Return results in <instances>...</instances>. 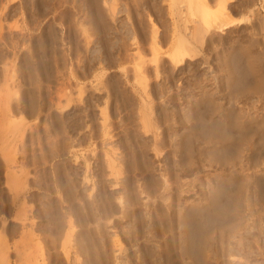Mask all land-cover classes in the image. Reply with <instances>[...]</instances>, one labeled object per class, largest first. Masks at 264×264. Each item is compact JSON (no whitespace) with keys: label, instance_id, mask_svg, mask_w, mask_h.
Instances as JSON below:
<instances>
[{"label":"rangeland","instance_id":"obj_1","mask_svg":"<svg viewBox=\"0 0 264 264\" xmlns=\"http://www.w3.org/2000/svg\"><path fill=\"white\" fill-rule=\"evenodd\" d=\"M200 1L217 15L223 10L217 19L234 22L220 27L217 20L210 30L203 25L200 39L193 41L198 54L175 64L170 54L174 29L190 38L198 23L183 3L0 0V245L7 242L10 264H123L113 256L118 250L127 264H264V154L256 150L257 135L243 142L238 156L221 151L219 162L203 149V117L211 106L264 117V58L254 55L261 63L254 61L259 71L255 68L258 73L254 70L252 76L237 47L241 43L245 48L254 30L264 26V0ZM262 45L249 50L258 54ZM233 71L232 79L228 75ZM253 78H262L256 80L260 90H254L258 83ZM196 98L197 110L189 109ZM192 110L198 116L190 117ZM234 129L229 130L232 135L237 134ZM214 172L232 174L224 183L227 189L246 185L248 200L236 218L225 215L203 227L204 256L192 245L183 257L178 208L208 199L205 192ZM250 211L255 230L243 233L241 243L235 229ZM17 213L25 214L24 227ZM26 225L29 231L21 236Z\"/></svg>","mask_w":264,"mask_h":264},{"label":"bare ground","instance_id":"obj_2","mask_svg":"<svg viewBox=\"0 0 264 264\" xmlns=\"http://www.w3.org/2000/svg\"><path fill=\"white\" fill-rule=\"evenodd\" d=\"M205 2V1H204ZM203 1H196V0H171V3H172V5L173 6H177V4H179V3H183V4H185L186 5V7L188 8V10H190V12H189V14L191 13V15L193 16V15H196L197 16V18H198V23H197V25L195 24V27L193 26V28H192V30L191 31H189V35H190V38L189 37H186L185 36V32H182L181 31V29H179V28H175L174 30H175V39H174V41H173V45H172V49H171V52H170V54H171V59L175 62V64L177 63V64H180L184 59H186V58H188V57H192L193 58V56L192 55H196V53H197V47H196V45L193 43V41H198L199 39H200V32H201V29H202V26L203 25H205L208 29L209 28H212V26L213 27H215V25L214 24H217V20H221L222 21V19L220 18V19H217V18H219V15L221 14V13H223V10L222 11H220L218 14L219 15H217V14H215L213 11H211V9H209V7L207 6V4L206 3H204ZM215 2V1H214ZM252 2H253V0H252ZM27 4V3H26ZM244 4V3H243ZM219 5H221V4H219ZM223 5V4H222ZM222 5H221V7H222ZM227 5V4H226ZM234 6V5H233ZM243 7V6H242ZM175 9V8H174ZM222 9H224V6H223V8ZM241 9V8H240ZM255 9V11H254V14H255V17L256 18H260V14H259V12L258 11H256L257 10V8H254ZM245 10V9H244ZM247 10V9H246ZM252 14V13H251ZM218 17H217V16ZM222 15V14H221ZM246 15V14H245ZM191 16V17H192ZM217 17V18H216ZM221 17V16H220ZM225 17V16H224ZM247 17V16H246ZM254 17V16H253ZM195 18V17H194ZM234 18V17H233ZM252 18V17H251ZM232 19V18H231ZM230 19V20H231ZM239 19V21L236 19V18H234V20L236 21H238V22H240L241 20V18H238ZM247 19H249L248 17H247ZM263 19V18H262ZM192 20V19H191ZM196 20V19H195ZM194 20V21H195ZM245 20V19H244ZM250 20V19H249ZM193 21V20H192ZM197 21V20H196ZM218 21V26H220V27H227L228 25H230V24H232V22H234V21H229V19H227V21H222V22H219ZM246 21V20H245ZM237 22V23H238ZM194 24V23H193ZM252 24H253V22H252ZM262 24V23H261ZM249 25V24H248ZM217 28H219V27H217ZM261 29L259 30V32H255L256 30H254V32H253V34L252 35H250V37H251V39H250V41H249V44H247V46L245 47V48H243L242 47V45H241V43L239 44V46L237 45V47L239 48L238 49V51H240L243 55H244V57H245V59H243V61L245 60V62H243V63H245L246 64V66L248 67L247 69L249 70H247L248 71V74H249V72H250V74H252V76H253V74H254V70H255V65H254V61H255V59L257 60V58L259 57H263L264 58V26H261L260 27ZM208 29H206V30H202V31H207ZM210 30V29H209ZM253 31V30H252ZM210 32V31H209ZM219 32V31H218ZM249 32V31H248ZM174 33V32H173ZM216 33V32H215ZM164 34V33H163ZM218 34V33H217ZM200 36V37H199ZM153 37H155V36H153ZM199 38V39H198ZM52 39V38H51ZM55 40V39H54ZM32 41V40H31ZM217 41V40H216ZM5 42V41H4ZM39 42V41H38ZM160 42V41H159ZM237 42V41H236ZM260 42H262L263 43V45H262V47L260 48V53L263 55H261L260 53H256V54H254V52H253V54L250 52V50H249V48H251L254 44H259ZM234 43V42H233ZM239 43V42H238ZM22 44V43H21ZM24 44V43H23ZM45 44V43H44ZM158 44V43H157ZM50 45V44H49ZM214 45V44H213ZM10 46V45H9ZM12 46V45H11ZM245 46V45H244ZM251 46V47H250ZM138 48V47H137ZM141 48V47H140ZM202 48V47H201ZM54 49V48H53ZM19 50V49H18ZM55 50V49H54ZM139 50V49H138ZM151 50V49H150ZM152 50H153V48H152ZM233 50H234V48H233ZM259 50V49H258ZM133 52V51H132ZM137 52H139V51H137ZM154 52V51H153ZM153 52H151V53H153ZM128 53V52H127ZM198 54V53H197ZM200 54V53H199ZM242 54H240L239 53V55H242ZM28 55V54H27ZM26 55V56H27ZM129 55V54H128ZM136 55V54H135ZM137 55H140V54H137ZM254 55H257L258 57L257 58H255V56ZM259 55H261V56H259ZM25 56V57H26ZM51 56H53V55H51ZM136 58H138L137 56H135ZM219 57V56H218ZM224 57H225V55H224ZM237 57V56H236ZM243 56L241 57V59L242 58H244ZM45 58V57H44ZM129 58V57H128ZM227 58V57H226ZM49 59H51V58H49ZM53 59V58H52ZM142 59H143V57H142ZM236 59V58H235ZM239 59V58H238ZM259 60V59H258ZM262 60H264V59H262ZM3 62V61H2ZM46 62V61H45ZM52 62H53V60H52ZM55 62V61H54ZM143 62V61H142ZM145 62H146V60H145ZM145 62H143V64L145 63ZM153 62H155L154 60H153ZM164 62V61H163ZM173 62V63H174ZM239 62V61H238ZM256 63L258 62L259 64L261 63L260 61H255ZM51 63V62H50ZM169 63V62H168ZM219 63V62H218ZM255 63V64H256ZM58 64V63H57ZM245 64H244V66H245ZM263 64V63H262ZM26 65V64H25ZM50 65V64H49ZM139 65V64H138ZM140 65H141V63H140ZM169 65V64H168ZM220 65V64H219ZM238 65V64H237ZM14 66V65H13ZM145 66V65H144ZM164 66V65H163ZM172 66V65H171ZM236 66V65H235ZM259 66H262V65H259ZM258 66V67H259ZM2 67V66H1ZM138 67V66H137ZM136 67V68H137ZM232 67V66H231ZM264 67V66H263ZM5 68V67H4ZM31 68V67H30ZM139 68V67H138ZM235 68V67H234ZM127 69V68H126ZM140 69V68H139ZM257 70H258V68H256ZM6 70V69H5ZM257 70H255V72L257 71ZM262 70H264V69H262ZM261 70V71H262ZM142 71V70H141ZM246 71V72H247ZM259 71V70H258ZM258 71H257V73H258ZM6 72V71H5ZM33 72V71H32ZM245 73V72H244ZM256 73V74H257ZM261 73H263V72H261ZM9 74V73H8ZM255 74V75H256ZM36 75V74H35ZM142 75V74H141ZM140 75V76H141ZM244 75V74H243ZM254 75V76H255ZM258 75V74H257ZM229 78H232V77H234L235 76V73H234V71L233 72H231L229 75ZM259 76V75H258ZM264 76V75H263ZM137 77V76H136ZM227 77V76H226ZM141 78V77H140ZM4 79V78H3ZM2 79V80H3ZM188 79V78H187ZM233 79V78H232ZM232 79H230V80H232ZM244 79V78H243ZM255 78H253V80H254ZM261 79V80H260ZM217 80V79H216ZM227 80H228V78H227ZM235 80V79H234ZM233 80V81H234ZM242 80V79H241ZM258 80H260L261 82H262V78H258V79H255V82L254 83H258V82H260V81H257ZM5 81V80H4ZM8 81V80H7ZM140 81L141 80H139V83H140ZM143 81H144V79H143ZM229 81V80H228ZM243 81V80H242ZM30 82V81H29ZM142 82V81H141ZM3 83V82H2ZM202 83V82H201ZM245 83V82H244ZM7 84V83H6ZM243 84V83H242ZM246 84V83H245ZM249 84V83H248ZM262 84H264V83H262ZM261 84V85H262ZM35 85V84H34ZM182 85V84H181ZM258 85V86H257ZM256 85V87L254 86V90L256 91V90H260L259 88H257V87H259V85H260V83H258ZM260 85V86H261ZM143 86V85H142ZM144 86H145V84H144ZM248 86V85H247ZM14 87V86H13ZM118 88V87H117ZM261 88V87H260ZM37 89V88H36ZM252 89H253V87H252ZM251 89V90H252ZM246 90V89H245ZM250 90V88L248 89V91ZM3 91V90H2ZM8 91H9V89H8ZM7 91V92H8ZM39 91V90H38ZM184 91V90H183ZM244 91V90H243ZM247 91V90H246ZM240 92V91H239ZM2 93V92H1ZM202 93V92H201ZM242 93V92H241ZM8 94V93H7ZM243 94V93H242ZM9 95V94H8ZM7 95V96H8ZM31 95H33V94H31ZM246 95V94H245ZM248 95V94H247ZM203 97H205V96H203ZM264 97V96H263ZM42 98V97H41ZM194 98V97H193ZM209 98H210V96H209ZM17 99V98H16ZM198 100L199 99H193V101H191L192 103H191V105H189L190 106V108L189 109H191V108H193V110H197V108H194V107H196V105L198 104L197 102H198ZM4 101V100H3ZM33 101V100H32ZM58 101V100H57ZM200 101V100H199ZM37 102V101H36ZM252 102V101H251ZM212 103V102H211ZM263 103V102H262ZM38 104V103H37ZM189 104V103H188ZM247 104V103H246ZM213 105V104H212ZM39 106V105H38ZM208 106V105H207ZM233 106H235V105H233ZM239 106V105H238ZM252 106H254V105H252ZM255 106H256V104H255ZM206 107V106H205ZM232 107V106H231ZM236 107V106H235ZM47 108V107H46ZM201 108V107H200ZM241 108V107H240ZM228 109H229V107L227 108H224L223 110H222V112H220L219 111V109H218V107L216 108L215 106H211L210 107V109L208 108V110H209V112H208V114H207V116L205 117V119H204V117H203V125H205L204 126V128L205 129H203L204 130V133H205V135H204V137H205V141H204V148L203 149H206L207 151L209 150V155H210V157L212 158V159H214V161L216 162H219L220 161V159H222V158H220L218 155L220 154V152L221 151H225L226 153L228 152V150H231V152H233V153H231L232 155H237L238 153H240L241 152V149L243 148L242 147V145H243V142H245L247 139H248V142L251 140V139H253V137H255V135H257L261 140L260 141H258V142H256L255 140H257L258 139V137L256 136L254 139L255 140H253L255 143H257L256 144V150H259V151H262V153L264 154V117H258V116H255V115H247V114H245V113H243L239 108V110L237 109V107L235 108V111L236 112H234L233 110V108H230L231 109V112H229L230 111V109H229V111H228ZM43 110H44V108H43ZM192 110V112L190 111H188L190 114H188L189 116L191 115L193 118H194V116L196 115V113H197V116H198V111L196 112V111H193ZM202 110V109H201ZM238 110V111H237ZM243 110V109H242ZM260 110V109H259ZM200 111V110H199ZM40 112V111H39ZM50 112V111H49ZM234 113L233 114V116H230L229 115V113L231 114V113ZM244 112H245V110H244ZM202 113V112H201ZM204 113V112H203ZM165 114V113H164ZM251 114V113H250ZM1 115V114H0ZM169 115V114H168ZM202 115V114H201ZM263 115V114H262ZM56 116V115H55ZM190 116V117H191ZM230 116V117H229ZM153 117V116H152ZM189 117V118H190ZM229 117V118H228ZM232 117H233V119H232ZM60 118V117H59ZM46 119V118H45ZM198 120V119H197ZM200 120V119H199ZM13 121V120H12ZM101 121H103V119L101 120ZM191 121H193V119L191 120ZM4 122V121H3ZM5 123V122H4ZM3 123V124H4ZM8 123H9V120H8ZM143 123V122H142ZM5 124H7V121H6V123ZM136 124V123H135ZM210 124H211V126H212V124H213V126H214V128H213V126L211 127L210 126ZM220 124V125H219ZM215 125H217V128H216V126ZM8 126V125H7ZM57 126H58V124H57ZM140 126V125H139ZM145 126L147 127L148 126V121H145ZM219 126V127H218ZM235 128L237 131H235V133H237V134H235V135H232L231 134V132H233V128ZM1 128V127H0ZM139 128V127H138ZM145 128V127H144ZM219 128V129H218ZM231 128V129H230ZM8 129V128H7ZM6 129V130H7ZM146 129V128H145ZM234 129V130H235ZM254 131H253V130ZM4 130V129H3ZM167 130H168V128H167ZM194 130H196V129H194ZM202 130V129H201ZM229 130H232L231 132L229 131ZM252 130V131H251ZM5 131V130H4ZM3 131V132H4ZM146 131V130H145ZM197 131V130H196ZM251 131V132H250ZM2 132V133H3ZM183 132V131H182ZM199 132H201V131H198V133ZM5 133H7V132H5ZM137 133V132H136ZM144 133V132H143ZM203 133V134H204ZM24 134V133H23ZM142 134V133H141ZM177 134V133H176ZM200 135L202 134V132L201 133H199ZM198 134V135H199ZM202 134V135H203ZM5 135V134H4ZM3 137V136H2ZM1 137V138H2ZM181 137V136H180ZM0 138V139H1ZM5 138H6V135H5ZM4 138V139H5ZM47 138V137H46ZM65 138V137H64ZM174 138V137H173ZM257 138V139H256ZM3 139V138H2ZM181 139V138H180ZM194 139V138H193ZM201 139V138H200ZM250 139V140H249ZM203 140V139H202ZM46 141V140H45ZM104 141H106V140H104ZM185 141V140H184ZM252 141V140H251ZM1 142H3V140L1 141ZM150 142V141H149ZM188 142V141H187ZM192 142V141H191ZM151 143V142H150ZM183 143V142H182ZM202 143H203V141H202ZM174 144V143H173ZM179 141H177L176 142V147H179ZM109 145V144H108ZM139 145V144H138ZM251 145V144H250ZM142 146V145H141ZM184 146V145H183ZM201 146V145H200ZM150 147V146H149ZM175 147V148H176ZM192 147V146H191ZM242 147V148H241ZM157 149V148H156ZM190 149V148H189ZM189 149H187V150H189ZM60 150V149H59ZM181 150H184V149H181ZM246 150V149H245ZM179 151V150H178ZM63 152V151H62ZM177 152V151H176ZM180 152V151H179ZM225 152H223V153H225ZM230 152V151H229ZM228 152V154L230 155V153ZM222 153V152H221ZM5 154H6V152H5ZM181 154H182V152H181ZM185 154V153H184ZM203 154V153H202ZM164 155V154H163ZM176 155V154H175ZM191 155V154H190ZM248 155V154H247ZM260 155V154H259ZM132 156V155H131ZM130 156V157H131ZM156 156V155H155ZM169 156V155H168ZM192 156V155H191ZM225 156H227V155H225ZM238 156V155H237ZM236 156V157H237ZM252 156V155H251ZM5 157V156H4ZM12 157V156H11ZM186 157V156H185ZM218 157H219V159H218ZM260 157V156H259ZM2 158V157H1ZM6 158V157H5ZM134 158V157H133ZM182 158V157H181ZM191 158V157H190ZM229 156L228 157H226V159L227 160H230L231 161V159L229 158ZM12 159V158H11ZM183 159V158H182ZM6 160V159H5ZM8 160L10 161V159H7V161L6 162H8ZM135 160V159H134ZM174 160V159H173ZM178 159H176V161H177ZM219 160V161H218ZM3 161V160H2ZM14 161V160H13ZM121 161V163H122V160H120ZM182 161V160H181ZM222 161V160H221ZM234 161V160H233ZM4 162V161H3ZM12 160L10 161V166L12 167L13 165H11L12 163ZM124 162V161H123ZM135 162H137V161H135ZM180 162V161H179ZM178 162V163H179ZM186 162H187V160H186ZM223 163H221V164H224V161H222ZM232 162V161H231ZM230 162V163H231ZM143 163V162H142ZM228 163H229V161H228ZM240 163V162H239ZM256 163V162H255ZM5 164V163H4ZM186 164V163H185ZM6 165H8L7 163H6ZM132 165V164H131ZM136 165V164H135ZM9 166V165H8ZM180 166V165H179ZM203 166V165H202ZM15 167V166H14ZM117 167V166H116ZM216 167V166H215ZM229 167V166H228ZM251 167H253V166H251ZM19 168V167H18ZM226 168V167H225ZM8 169H11V168H8ZM13 169V168H12ZM238 169V168H237ZM257 169V168H256ZM146 170V169H145ZM227 170V169H226ZM236 169H234V168H232V170H230L231 171V173H232V171L234 172ZM247 170V169H246ZM7 172H8V170H6ZM10 171V170H9ZM136 171V170H135ZM135 171H134V173H135ZM139 171V170H138ZM142 171V170H141ZM168 171V170H167ZM181 171V170H180ZM179 171V172H180ZM6 172V173H7ZM11 172V171H10ZM10 172H8V174H6V175H9V173ZM148 172V171H147ZM224 172V171H223ZM14 173V172H13ZM12 173V174H13ZM16 173V172H15ZM18 173H19V170H18ZM163 173V172H162ZM161 173V174H162ZM197 173V172H196ZM230 173V172H229ZM229 174V175H221L220 176V174H219V172H218V174L216 173V172H214L213 174H212V177H210L209 178V182H208V185H207V192H205V193H207L208 194V199L206 198V200H204V201H202V202H200V200H198V201H196V202H189V203H191L190 205L188 204V203H186V204H180V206H179V208H178V221L180 222V229H179V232H178V235H179V237H178V239H179V251L181 252V254L183 255V257H185V255H188V253H190L192 250V245H194L195 247H196V251L199 253V254H203L204 253V249H205V245H206V241H207V238L205 237L206 235L202 232V229H203V227H205L207 224L209 225V222H211L212 224L211 225H214V224H216L215 222L217 221V220H219L222 216H225V215H229L230 214V216L229 217H231V215L233 216V214H234V217H235V215H236V217L240 214L239 212L242 210V208H243V206L245 207V203H246V201L248 200H246V198L244 197V195H243V192H244V190H245V186L246 185H244L243 184V186L241 185V184H238L237 186H235V188H233V189H227V187H226V184H224L225 182H227V181H229L230 179H232L233 178V176H232V174ZM12 174H11V177H12ZM120 174H122V173H120ZM206 174V173H205ZM17 174H15V176H16ZM164 175H165V173H164ZM15 176H14V174H13V177L15 178ZM57 176V175H56ZM159 176V175H158ZM162 176V175H161ZM209 176V175H208ZM17 177V176H16ZM119 177V176H118ZM166 177V176H165ZM174 177V176H173ZM191 177V176H190ZM238 177V176H237ZM6 178H8V177H6ZM58 178V177H57ZM133 178V177H132ZM176 178V177H175ZM62 179V178H61ZM124 179V178H123ZM138 179H139V176H138ZM178 179V178H177ZM197 180L198 178H192V180L194 181V180ZM7 181H8V179H6ZM6 180H4V181H6ZM127 180V179H126ZM157 180V179H156ZM182 180V179H181ZM184 180V179H183ZM182 180V181H183ZM191 180V179H190ZM134 181V180H133ZM166 181V180H165ZM164 181V182H165ZM175 181V180H174ZM192 181V182H193ZM12 182H14V179L12 180ZM15 182H17L16 180H15ZM146 182V181H145ZM223 182V183H222ZM230 182V181H229ZM9 183V182H8ZM7 182H6V184H8ZM57 183V182H56ZM109 183V182H108ZM142 183H143V181H142ZM141 183V184H142ZM167 183V182H166ZM228 183V182H227ZM242 183V182H241ZM16 184V183H15ZM122 184V183H121ZM174 184H176V183H174ZM179 185H180V183H178ZM184 184H186V183H184ZM253 184V183H252ZM19 185V184H18ZM149 185V184H148ZM157 185H158V183H157ZM160 185V184H159ZM169 185V184H168ZM177 185V184H176ZM178 185V186H179ZM182 185H183V183H182ZM182 185H180L181 187H182ZM7 186V185H6ZM15 186V185H14ZM13 186V187H14ZM138 186V185H137ZM143 186V185H142ZM177 186V187H178ZM139 187H140V185H139ZM147 187V186H146ZM165 187H167V186H165ZM7 188H8V186H7ZM11 188H12V186L10 187L9 186V189L8 190H11ZM122 188V187H121ZM125 188V187H124ZM167 188H169V187H167ZM167 188H163V190L164 189H167ZM248 188V187H247ZM257 188V187H256ZM14 189H15V187H14ZM142 189H144V188H142ZM205 189V188H204ZM255 189V188H254ZM104 190V189H103ZM190 190V189H189ZM257 190V189H256ZM194 191V190H193ZM255 191V190H254ZM121 192V191H120ZM123 192V191H122ZM125 192V191H124ZM138 192V191H137ZM146 192V191H145ZM151 192V191H150ZM165 193V191L161 194V197L163 196L164 198H165V196L167 195H163ZM186 193V192H185ZM254 193V192H253ZM70 194V193H69ZM147 194V193H146ZM158 194V193H157ZM169 194V193H168ZM122 195V194H121ZM150 195V194H149ZM195 195V194H194ZM256 195V194H255ZM71 196V195H70ZM147 197H148V195H146ZM151 196V195H150ZM153 196V195H152ZM170 196V195H169ZM169 196H167V197H169ZM200 196V195H199ZM14 197H15V195H14ZM160 197V198H161ZM71 198V197H70ZM120 198V197H119ZM138 198V197H137ZM200 198V197H199ZM14 199V198H13ZM90 199V198H89ZM107 199V198H106ZM147 199H149V198H147ZM153 199V198H152ZM168 199V198H167ZM196 199H198V198H196ZM204 199V198H203ZM250 199V198H249ZM144 200V199H143ZM150 200V199H149ZM166 200V199H165ZM246 200V201H245ZM13 201V200H12ZM91 201V200H90ZM95 201V200H94ZM127 201H129V200H127ZM153 201V200H152ZM193 201V200H192ZM131 202V201H130ZM157 202V201H156ZM164 202V201H163ZM86 203V202H85ZM140 203V202H139ZM148 203H149V201H148ZM68 204V203H67ZM133 204V203H132ZM256 204V203H255ZM142 205V204H141ZM149 205H150V203H149ZM179 205V204H178ZM253 205V204H252ZM92 206V205H91ZM248 206V205H247ZM70 207V206H69ZM72 207V206H71ZM83 207V206H82ZM90 207V206H89ZM133 207V206H132ZM143 207V206H142ZM156 207V206H155ZM192 208V209H195L194 211H193V213H190V211L188 210V208ZM253 207V206H252ZM256 207V206H255ZM97 208V207H96ZM141 208V207H140ZM249 209H250V207H248ZM247 208V209H248ZM62 208H60V210H61ZM89 209V208H88ZM99 209V208H98ZM133 209V208H132ZM192 209H190L191 211H192ZM246 209V210H247ZM257 209V208H256ZM24 210V209H23ZM25 210H27L26 208H25ZM93 210H95V209H93ZM127 210V209H126ZM134 210V209H133ZM146 210V209H145ZM251 210V209H250ZM262 210V209H261ZM19 212V214H20V208H19V210H18ZM28 211V210H27ZM68 211V210H67ZM97 211V210H96ZM158 211V210H157ZM166 211V210H165ZM123 212V211H122ZM139 212H141V211H139ZM259 212V211H258ZM261 212V211H260ZM263 212V211H262ZM18 213H17V215H16V217L18 216V218L20 219V221H21V223L26 219V217H25V214L23 213V215H18ZM124 213H125V210H124ZM129 213V212H128ZM160 213V212H159ZM257 213V212H256ZM70 214V213H69ZM126 214H127V212H126ZM248 215H246L245 216V222H244V224H241V226H239V228H238V230H236L235 229V231H237V235H238V238H237V240H239L240 238H242V234L243 233H246V232H248L247 234H249V232H251V228L253 229L254 227H253V225H252V223L253 222H255L254 220H255V213L254 212H248L247 213ZM66 215V214H65ZM85 215V214H84ZM145 215L146 216H148L149 215V209H147L146 211H145ZM169 215V214H168ZM196 215H199L200 217H198V216H196ZM201 215H203V216H201ZM264 215V214H263ZM63 216V215H62ZM89 216V215H88ZM92 216V215H91ZM123 216V215H122ZM97 217V216H96ZM100 217V216H99ZM127 217V216H126ZM131 217V216H130ZM235 217V218H236ZM62 218V217H61ZM87 218V217H86ZM98 218V217H97ZM128 218V217H127ZM154 218V217H153ZM163 218V217H162ZM167 218V217H166ZM223 218H225V217H223ZM259 218V217H258ZM63 219V218H62ZM65 219V218H64ZM99 219V218H98ZM113 219V218H112ZM228 219V218H227ZM226 219V220H227ZM231 219V218H230ZM261 219V218H260ZM264 219V218H263ZM67 220V219H66ZM68 220H69V218H68ZM91 220V219H90ZM158 220V219H157ZM233 220V219H232ZM92 221V220H91ZM164 221H165V219H164ZM176 221V220H175ZM228 221V220H227ZM230 221V220H229ZM238 220H236V222H237ZM132 222V221H131ZM152 222V221H151ZM24 223V222H23ZM22 223V224H23ZM28 223V222H27ZM143 223V222H142ZM214 223V224H213ZM233 223H235V222H233ZM260 223V222H259ZM149 224V223H148ZM230 224V223H229ZM169 225L170 224H168V228H169ZM225 225H227V224H225ZM234 225V224H233ZM232 225V226H233ZM255 225H256V223H255ZM28 226H29V224H28ZM159 226H161V225H159ZM166 226V225H165ZM164 226V227H165ZM228 226V225H227ZM230 226V225H229ZM234 226H237V225H234ZM22 227H24V224H23V226ZM25 227H27V225L25 226ZM225 227V226H224ZM261 227V226H260ZM31 228V227H30ZM163 228V227H162ZM231 228V227H230ZM229 227H228V229H230ZM262 228V227H261ZM128 229V228H127ZM136 229V228H135ZM171 229V227L169 228V230ZM134 230V229H133ZM172 230V229H171ZM170 230V231H171ZM233 230V229H232ZM255 229H253V231H254ZM29 231V229H28V227L27 228H25V229H23L22 230V234H21V236L22 235H24L25 233L27 234V232ZM227 231V230H226ZM127 232V231H126ZM129 232V231H128ZM257 232V231H256ZM258 232H259V230H258ZM30 233V235H31V232H29ZM94 233V232H93ZM114 233V232H113ZM132 233V232H131ZM226 233V232H225ZM224 233V234H225ZM253 233V236H254V240L257 242L258 241V237H256V233H254V232H252ZM133 234V233H132ZM174 234V233H173ZM235 234H236V232H235ZM134 235V234H133ZM142 235V234H141ZM154 235V234H153ZM160 235H162V234H160ZM192 235H194L195 237H197V239L195 238L194 239V237L192 236ZM231 235V234H230ZM258 235V234H257ZM25 236V235H24ZM23 236V237H24ZM208 236V235H207ZM234 237V235L232 234L231 235V237ZM5 237V236H4ZM26 237V236H25ZM24 237V238H25ZM64 237V236H63ZM150 237V236H149ZM193 237V238H192ZM232 237V238H233ZM235 237H236V235H235ZM92 238V237H91ZM133 238V237H132ZM131 238V239H132ZM166 238V237H165ZM169 238V237H168ZM223 238V237H222ZM130 239V238H129ZM194 239V240H193ZM242 239H244V238H242ZM251 239V238H250ZM62 240H65V239H62ZM94 240V239H93ZM210 240V239H209ZM235 240V239H234ZM241 240V239H240ZM238 241V242H241V241ZM245 240V239H244ZM253 240V239H252ZM95 241V240H94ZM113 241V240H112ZM148 241V240H147ZM211 241V240H210ZM247 241V240H246ZM251 241V240H250ZM264 241V240H263ZM116 242V241H115ZM173 242V241H172ZM92 243V242H91ZM117 243V242H116ZM157 243V242H156ZM168 243V242H167ZM242 243V242H241ZM240 243V244H241ZM251 243V242H250ZM255 243V242H254ZM20 244H21V242H20ZM159 245H160V243H158ZM215 244V243H214ZM236 244H238L237 242H236ZM245 244H247V243H245ZM116 245V244H115ZM156 245V244H155ZM227 245V244H226ZM243 245V244H242ZM241 245V246H242ZM8 245H7V242H4V240H3V245H2V243H1V245H0V263L1 264H10V259H9V253H8V251H7V247ZM18 246V245H17ZM16 246V247H17ZM21 246V245H20ZM117 246V245H116ZM119 246H121V244L119 245ZM130 246V245H129ZM139 246V245H138ZM216 246H217V244H216ZM136 247V246H135ZM141 247V246H140ZM219 247V246H218ZM231 247V246H230ZM25 248V247H24ZM23 248V249H24ZM80 248V247H79ZM162 248V247H161ZM194 248V247H193ZM243 248V247H242ZM241 248V249H242ZM116 249V248H115ZM123 249V248H122ZM139 249V248H138ZM146 249V248H145ZM173 249V248H172ZM244 249V248H243ZM159 250V249H158ZM21 251V250H20ZM119 251V250H118ZM118 251H117V255H113L114 257H115V259H117L119 262H121V261H123V264H127L126 262H128V261H126V260H124V258L126 257V255L123 253H118ZM160 251V250H159ZM176 251V250H175ZM76 252V251H75ZM133 252V251H132ZM153 252V251H152ZM176 252H178V251H176ZM224 252V251H223ZM227 252H229V251H227ZM237 252V251H236ZM243 252V251H242ZM59 253V252H58ZM113 253H114V251H113ZM210 253H211V251H210ZM218 253V252H217ZM241 253V252H240ZM244 253H245V251H244ZM112 254V253H111ZM115 254V253H114ZM137 254V253H136ZM149 254V253H148ZM152 254V253H151ZM194 254V253H193ZM199 254H198V256H199ZM213 254V253H212ZM228 254V253H227ZM246 254V253H245ZM19 255H20V253H19ZM65 255V254H64ZM197 255V254H196ZM200 255V256H201ZM57 256V255H56ZM87 256V255H86ZM89 256V255H88ZM138 256V255H137ZM151 256V255H150ZM159 256V255H158ZM202 256H204V255H202ZM202 256H201V258H202ZM139 257V256H138ZM189 257V256H188ZM20 258V256L18 257V259ZM87 258V257H86ZM127 258V257H126ZM125 258V259H126ZM135 258V257H134ZM144 258V257H143ZM172 258V257H171ZM243 258V257H242ZM247 258V257H246ZM136 259H137V257H136ZM151 259V258H150ZM165 259H167V257L165 258ZM240 259V258H239ZM181 260V259H180ZM185 260V261H184ZM184 260H182V261H184V263L186 262V259H184ZM193 260V259H192ZM199 259H197V261H198ZM212 260V259H211ZM217 260V259H216ZM66 261V260H65ZM168 261V260H167ZM170 261V260H169ZM191 261V260H190ZM114 262V261H113ZM116 262V261H115ZM179 262V261H178ZM237 262V261H236ZM99 263V262H98ZM144 263V262H143ZM154 263V262H153ZM191 263V262H190ZM205 263V262H204ZM118 264V263H117ZM139 264V263H138ZM179 264V263H178ZM200 264V263H199Z\"/></svg>","mask_w":264,"mask_h":264}]
</instances>
